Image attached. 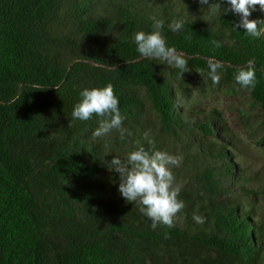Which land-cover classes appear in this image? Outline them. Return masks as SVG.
I'll list each match as a JSON object with an SVG mask.
<instances>
[{"label":"trees","instance_id":"obj_1","mask_svg":"<svg viewBox=\"0 0 264 264\" xmlns=\"http://www.w3.org/2000/svg\"><path fill=\"white\" fill-rule=\"evenodd\" d=\"M250 11L264 22L261 6ZM153 16L187 60L184 73L136 52L133 33L150 32ZM181 17L184 30L168 31ZM240 19L226 0H0V264H264L260 194L217 136L218 111L185 113L197 103L193 89L205 99L246 93L240 124L259 108L264 142V34L246 35ZM209 59L223 65L216 86ZM249 60L256 83L246 89L234 75ZM108 83L125 116L123 140L115 129L94 139L95 116L71 117L83 88ZM137 143L182 149L172 173L185 206L172 227L153 229L118 192L107 162Z\"/></svg>","mask_w":264,"mask_h":264},{"label":"clouds","instance_id":"obj_2","mask_svg":"<svg viewBox=\"0 0 264 264\" xmlns=\"http://www.w3.org/2000/svg\"><path fill=\"white\" fill-rule=\"evenodd\" d=\"M202 5H208L209 0H199ZM231 6L232 12L240 15V21L236 27L245 30L246 35L259 38L264 34V26L258 28V22L250 20V9L256 5L264 9V0H226ZM219 10V5H211ZM220 11V10H219ZM152 30L150 32L137 31L133 33L132 42L135 50L142 58L159 60L170 68H176L185 72L187 60L177 53L175 47L168 46L163 34L165 21L151 17ZM186 20L174 18L167 24L168 31L176 34L184 30ZM215 47H221V42L214 41ZM254 60H249L247 65L237 69L234 80L242 88L251 89L256 83V70L253 67ZM208 79L216 86L221 80L223 65L219 61L209 59L207 62ZM97 118V127L92 132V137L100 138L109 135L114 129L120 132L124 139L125 129L122 127L125 116L119 108V98L114 93L111 83L103 87L83 88L79 92V100L73 106L71 117L73 120L89 121ZM148 140V133L144 134ZM103 161V159H101ZM108 163L110 171L119 175L118 192L127 202H138L140 212L151 221V227L158 225L172 227L174 217L184 208V202L178 199L179 189L173 187L174 176L171 168L178 166L180 158L161 151H149L143 144L137 143L134 150L126 153L123 158L113 156ZM197 223H203V218L194 215Z\"/></svg>","mask_w":264,"mask_h":264},{"label":"rangeland","instance_id":"obj_3","mask_svg":"<svg viewBox=\"0 0 264 264\" xmlns=\"http://www.w3.org/2000/svg\"><path fill=\"white\" fill-rule=\"evenodd\" d=\"M192 95L194 97L192 100L197 99V103L190 102L187 108L184 107L186 115L191 119L201 120L202 113L208 114L209 111H218L220 121H216L213 127L221 142L227 141L230 143L231 153L241 168V171L237 173H241L242 177L248 180L247 186L259 192L260 197L254 198L257 214L255 221L261 220L264 222V142L260 145L263 130L256 131L260 121V109H255L249 115V124L244 127L240 124L237 111L238 109L248 110V94L241 93L236 96L216 95L211 99H205L193 89ZM198 109L202 111L200 114L194 112ZM223 129L227 131L225 136L220 134ZM212 141H216V138ZM190 149L195 148L190 147ZM169 154L180 158L183 152L178 147H170ZM174 169H178V166L172 167L171 171H174ZM179 223L182 226L185 220L180 219Z\"/></svg>","mask_w":264,"mask_h":264}]
</instances>
